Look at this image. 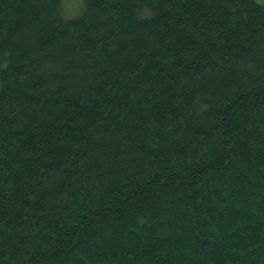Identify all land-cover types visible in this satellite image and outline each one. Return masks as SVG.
I'll list each match as a JSON object with an SVG mask.
<instances>
[{"label": "trees", "instance_id": "trees-1", "mask_svg": "<svg viewBox=\"0 0 264 264\" xmlns=\"http://www.w3.org/2000/svg\"><path fill=\"white\" fill-rule=\"evenodd\" d=\"M60 5L0 0V264H264V0Z\"/></svg>", "mask_w": 264, "mask_h": 264}, {"label": "clouds", "instance_id": "clouds-1", "mask_svg": "<svg viewBox=\"0 0 264 264\" xmlns=\"http://www.w3.org/2000/svg\"><path fill=\"white\" fill-rule=\"evenodd\" d=\"M86 0H61L60 13L65 19H71L84 12L86 9ZM142 15H149L147 8L142 10Z\"/></svg>", "mask_w": 264, "mask_h": 264}]
</instances>
